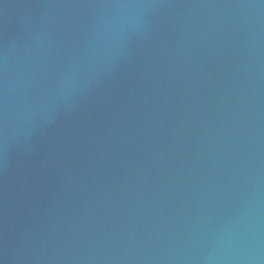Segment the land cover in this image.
Listing matches in <instances>:
<instances>
[{
    "label": "water",
    "instance_id": "1",
    "mask_svg": "<svg viewBox=\"0 0 264 264\" xmlns=\"http://www.w3.org/2000/svg\"><path fill=\"white\" fill-rule=\"evenodd\" d=\"M0 264H264V0H0Z\"/></svg>",
    "mask_w": 264,
    "mask_h": 264
}]
</instances>
